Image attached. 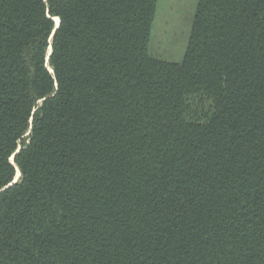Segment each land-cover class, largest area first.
I'll list each match as a JSON object with an SVG mask.
<instances>
[{
  "label": "trees",
  "instance_id": "trees-1",
  "mask_svg": "<svg viewBox=\"0 0 264 264\" xmlns=\"http://www.w3.org/2000/svg\"><path fill=\"white\" fill-rule=\"evenodd\" d=\"M158 3L0 0V264H264V0Z\"/></svg>",
  "mask_w": 264,
  "mask_h": 264
},
{
  "label": "rangeland",
  "instance_id": "rangeland-1",
  "mask_svg": "<svg viewBox=\"0 0 264 264\" xmlns=\"http://www.w3.org/2000/svg\"><path fill=\"white\" fill-rule=\"evenodd\" d=\"M197 3L198 0H159L158 12L153 27L151 49L158 43L155 46V50L168 54L169 48L172 47L175 54L170 53V60L181 62L188 45ZM161 30L167 36L171 33L168 38L169 42L164 43L162 39H159V32L161 33Z\"/></svg>",
  "mask_w": 264,
  "mask_h": 264
},
{
  "label": "water",
  "instance_id": "water-1",
  "mask_svg": "<svg viewBox=\"0 0 264 264\" xmlns=\"http://www.w3.org/2000/svg\"><path fill=\"white\" fill-rule=\"evenodd\" d=\"M59 25V21H57V26ZM19 177H20V173L16 176V179L15 181L13 182L14 183H17V181L19 180ZM12 185V184H11Z\"/></svg>",
  "mask_w": 264,
  "mask_h": 264
}]
</instances>
